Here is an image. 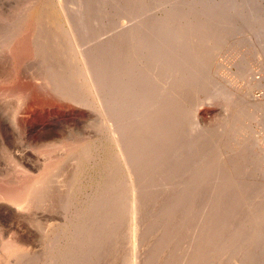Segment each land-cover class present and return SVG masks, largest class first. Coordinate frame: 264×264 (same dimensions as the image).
Listing matches in <instances>:
<instances>
[{
    "label": "rangeland",
    "instance_id": "374dc122",
    "mask_svg": "<svg viewBox=\"0 0 264 264\" xmlns=\"http://www.w3.org/2000/svg\"><path fill=\"white\" fill-rule=\"evenodd\" d=\"M0 264H264V0H0Z\"/></svg>",
    "mask_w": 264,
    "mask_h": 264
},
{
    "label": "bare ground",
    "instance_id": "6f19581e",
    "mask_svg": "<svg viewBox=\"0 0 264 264\" xmlns=\"http://www.w3.org/2000/svg\"><path fill=\"white\" fill-rule=\"evenodd\" d=\"M34 17V16H33ZM38 17V16H37ZM38 20V19H37ZM32 22V21H31ZM33 26H34V24L32 25H30L29 27H30V30H32L33 29ZM29 27H27V28H29ZM39 27V26H38ZM37 27V28H38ZM33 31V30H32ZM28 32H30V31H28ZM36 33V32H35ZM38 33V32H37ZM30 34V33H29ZM27 36H28V34H27ZM32 36L34 37V35H33V33H32ZM26 37V36H25ZM24 37V39H25V41H26V39L28 40V38H25ZM32 38V37H31ZM32 40V39H31ZM28 41H30V40H28ZM25 43V42H24ZM31 44H32V42H30ZM30 43H25V44H29V45H26L23 49H21V50H18V51H16V53H15V57H16V59H18V60H21V59H23V57H25V56H27V55H29V54H31V52H32V49L30 48L31 46H30ZM16 45H17V43H16ZM21 47V46H20ZM51 47V46H50ZM81 52V51H80ZM83 61V60H82ZM100 62V61H99ZM20 63V62H19ZM86 67V66H85ZM41 76V75H40ZM40 76H37V77H40ZM41 77H43V76H41ZM44 82H47V81H45V80H43ZM42 81V82H43ZM43 82V83H44ZM53 83V82H52ZM48 142V141H47ZM70 143V142H69ZM67 144V143H66ZM74 145V144H73ZM49 165V164H48ZM52 168V167H51ZM38 180V179H37ZM39 181V180H38ZM37 182V181H36ZM46 183V182H45ZM23 190V189H22ZM17 192H18V190H17ZM17 192H13L12 194H14L12 197H16L17 196ZM16 193V194H15ZM9 194V193H8ZM11 194V195H12ZM7 196V195H6ZM13 199V198H12ZM18 201V200H17ZM20 201V200H19ZM139 229V228H138ZM135 237V236H134ZM18 244V243H17ZM134 244V243H133ZM15 247H16V244H15ZM14 247V248H15ZM19 246H17L16 248H18ZM15 248V249H16Z\"/></svg>",
    "mask_w": 264,
    "mask_h": 264
}]
</instances>
